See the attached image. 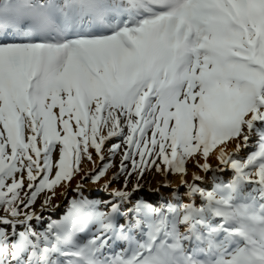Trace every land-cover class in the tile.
Wrapping results in <instances>:
<instances>
[{"label":"snow or ice","instance_id":"6c2138e0","mask_svg":"<svg viewBox=\"0 0 264 264\" xmlns=\"http://www.w3.org/2000/svg\"><path fill=\"white\" fill-rule=\"evenodd\" d=\"M0 264H264V0H0Z\"/></svg>","mask_w":264,"mask_h":264},{"label":"bare ground","instance_id":"6f19581e","mask_svg":"<svg viewBox=\"0 0 264 264\" xmlns=\"http://www.w3.org/2000/svg\"><path fill=\"white\" fill-rule=\"evenodd\" d=\"M147 187V186H146Z\"/></svg>","mask_w":264,"mask_h":264}]
</instances>
